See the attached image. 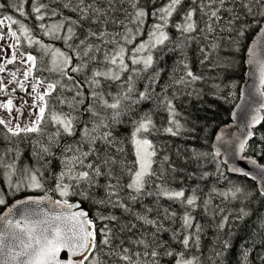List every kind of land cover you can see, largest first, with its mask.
Returning a JSON list of instances; mask_svg holds the SVG:
<instances>
[{"label": "snow or ice", "instance_id": "snow-or-ice-1", "mask_svg": "<svg viewBox=\"0 0 264 264\" xmlns=\"http://www.w3.org/2000/svg\"><path fill=\"white\" fill-rule=\"evenodd\" d=\"M26 4L18 0L13 11L25 19L33 15L51 42L13 15L0 16V110L7 114L0 116V175L6 177V187H0V206L6 207L0 215V264H224L235 221L256 215L264 227V215L245 207L225 213L213 203L242 197L264 205V165L248 155L264 159V135L249 144L264 121V99L255 102L241 136L227 142L216 137L231 144L230 156L257 167L255 174L246 167L227 169L257 181L255 187L233 183L214 146L191 151L186 162L214 168L202 167L189 178L223 177L227 190L174 188L180 170L156 138L195 131L174 103L205 94L194 87L205 76L188 58L193 44L197 63L225 78L243 48L264 87V0H31V13ZM218 33H227V50ZM169 54L175 67L165 83L160 65ZM211 87L215 99L229 102L234 95L224 78ZM256 92L264 97L260 88ZM24 143L27 153L20 149ZM21 189L43 195L9 205L8 193ZM198 209L215 221L207 257ZM254 245H241L240 264H251Z\"/></svg>", "mask_w": 264, "mask_h": 264}, {"label": "trees", "instance_id": "trees-1", "mask_svg": "<svg viewBox=\"0 0 264 264\" xmlns=\"http://www.w3.org/2000/svg\"><path fill=\"white\" fill-rule=\"evenodd\" d=\"M18 0H0V4H4L5 7L0 9V16L2 15H13L14 19H19L23 21L26 25L33 29V34L37 36V38L42 39L45 43L51 42L48 37L43 36L39 30L35 27L39 22L35 20L33 15H29L27 19L19 16L18 13L13 11V7L17 4ZM31 0H29V4L25 5V9L31 13V9L29 7ZM12 7H9V6ZM65 15H71L65 10ZM59 19V17H57ZM179 19V17H177ZM151 21H149L150 23ZM18 26L13 25V28L16 29ZM19 34V33H18ZM220 36H224L225 39L221 41L222 47L227 50L228 49V41H227V33H218ZM247 37L253 38V30L249 29L247 32ZM143 37H141L142 39ZM244 39L243 43L245 45H249L251 39ZM210 39H214V37H210ZM21 41L24 43V47L27 48L26 41H24V37L21 36ZM201 43H207L206 41L201 40ZM56 46L61 47L60 42H56ZM28 51H32V49L27 48ZM223 55V53H221ZM199 57V53L196 51V45L193 44L192 48L188 51V58L191 61L192 68L197 74L203 73L205 79L201 82H198L194 85L197 89H203L205 93L202 99H197L195 96H182L178 100L174 101L176 107L179 112H182L185 117L189 118L190 123L187 125L188 127H192L195 125V131L190 134H182L178 137H172L168 135H160L156 138V142L159 145L166 146L167 154L172 158L171 162L180 170L175 174V182L173 183L174 188H191L199 185L201 188H205L206 185L215 186L217 188L227 190L225 187L224 178L221 177L219 182L216 181V178L210 177L209 181H200L198 177L189 178V174L193 171H198L202 167H206L209 171H213L214 166L211 164H203L197 165L192 162H186L188 155L191 153L193 149L202 152H210L214 150V138L218 130L232 121V113L234 112V108L239 100L240 91L243 83L246 80V52L243 48L234 56V63L232 68L227 73L225 78V74L219 72V70H211L205 66H201L197 63V59ZM174 55L169 54L166 55L161 63V67L164 68V72L161 73L163 78L162 82H168V75L170 71L175 67L174 63ZM222 78H224V82L229 84L231 88V92L234 95L229 96V102H224L220 99H215L213 96L209 95L213 88L211 87L213 84H221ZM225 91H228V88H225ZM264 116V109H263ZM183 122V121H182ZM2 128V126H0ZM126 131V129H123ZM254 131L257 132V136L253 137L250 140L249 144L251 145L253 141L258 139L259 135H264V121L261 122L260 125L256 126ZM21 151L27 153V144L20 145ZM249 156H252L259 161L264 163V159H261L259 155L248 152ZM218 162L221 164L225 175L229 177V179L236 184H242L247 187H255L257 184L251 180L246 179L244 177L231 174L227 171V167L223 164L221 158H219ZM13 181L17 179V177H12ZM6 177L0 175V187H6L5 184ZM230 186V185H229ZM37 194L43 195V193L37 191L32 192L30 190L21 189V191L16 192L15 194L9 192L7 196L8 204L12 203L14 200L21 198L26 195ZM151 198L145 199L144 203L149 204ZM242 201V203H241ZM214 205H220L225 208V213L231 212L235 214V212L240 207H245L248 211L259 215H264V205L259 202V199L249 202L244 198H240L237 201H223L222 198H217L214 202ZM139 207V206H137ZM5 206H0V215L4 210ZM197 216L200 222L204 225L205 235L202 238V246L204 251V256L207 257L211 255V248L214 243V225L215 221L209 222L207 218H205L202 212L198 209ZM219 217H217V220ZM255 222V223H254ZM256 229V233L253 234V229ZM227 231V229H226ZM223 238V234H221ZM264 237V227H261L259 220H257L256 215H251L250 217H246L243 221H235V229L233 234L229 237L230 247L225 252L224 264H240V252L241 245L243 244L245 247H249L251 245V241H255V245L253 246V250L249 257L251 264H264V261L259 259L260 255H264V244L261 243V238Z\"/></svg>", "mask_w": 264, "mask_h": 264}, {"label": "water", "instance_id": "water-1", "mask_svg": "<svg viewBox=\"0 0 264 264\" xmlns=\"http://www.w3.org/2000/svg\"><path fill=\"white\" fill-rule=\"evenodd\" d=\"M251 44V42H250ZM249 44V45H250ZM247 72H246V80L243 83L240 91V97L239 100L234 108V112L236 113V116L232 117V121L228 124L222 126L218 132L215 135L214 138V146L220 147L221 150V160L222 162L224 160H228L227 169L231 167H246V170L251 171L253 174L257 171V167L255 165H252L250 163L246 164L239 160L236 156H230L228 153L231 150V144L224 143L221 141H218L216 137L218 135H223L225 142L227 141H233L237 136H241L242 133L245 131V124L248 122V120L251 119V116L255 114L253 111L254 107H258V104L255 103L261 99H264V97H260L259 94L256 92L257 88H260L262 91H264V87L260 85V74L259 71L251 68L247 62ZM233 112V113H234ZM260 115L263 116V109L260 111ZM250 142V141H249ZM251 158H254L250 156ZM256 159V158H254ZM257 163L264 165L263 162L259 161L258 159ZM233 174V173H231ZM238 175V174H234ZM239 176V175H238ZM250 179V178H249ZM256 184L257 181H254ZM30 195H37V194H30ZM27 196V195H26ZM24 197V196H23ZM21 197V198H23ZM18 198V199H21ZM16 199V200H18ZM16 200H14L12 203H14ZM10 203L9 205H11ZM42 208H46V205H41ZM6 211V207L2 211L1 215Z\"/></svg>", "mask_w": 264, "mask_h": 264}, {"label": "rangeland", "instance_id": "rangeland-1", "mask_svg": "<svg viewBox=\"0 0 264 264\" xmlns=\"http://www.w3.org/2000/svg\"><path fill=\"white\" fill-rule=\"evenodd\" d=\"M5 31H6V29H5ZM19 65H8V68L9 69H12V70H15V68L16 67H18ZM3 74H0V76H2ZM21 93H16V94H14V95H20ZM17 103H18V101H17ZM13 115H16V113H15V111H13ZM0 116H3V117H5V118H7V114H6V112L4 111V110H0Z\"/></svg>", "mask_w": 264, "mask_h": 264}]
</instances>
